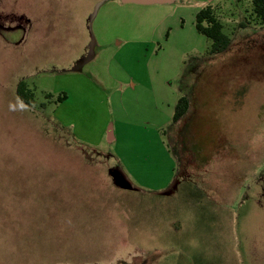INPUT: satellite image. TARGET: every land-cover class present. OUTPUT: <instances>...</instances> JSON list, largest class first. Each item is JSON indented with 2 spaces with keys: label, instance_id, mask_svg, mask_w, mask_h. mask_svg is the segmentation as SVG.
Returning a JSON list of instances; mask_svg holds the SVG:
<instances>
[{
  "label": "rangeland",
  "instance_id": "obj_1",
  "mask_svg": "<svg viewBox=\"0 0 264 264\" xmlns=\"http://www.w3.org/2000/svg\"><path fill=\"white\" fill-rule=\"evenodd\" d=\"M98 1L0 0V264L264 262L253 0ZM209 4L232 37L224 52L196 28ZM184 94L193 121L173 124ZM183 181L202 195L231 184L238 220L191 196L177 211L167 196Z\"/></svg>",
  "mask_w": 264,
  "mask_h": 264
},
{
  "label": "trees",
  "instance_id": "obj_2",
  "mask_svg": "<svg viewBox=\"0 0 264 264\" xmlns=\"http://www.w3.org/2000/svg\"><path fill=\"white\" fill-rule=\"evenodd\" d=\"M254 14L264 23V0H253ZM197 30L211 39V52H224L232 44V37L224 32V25L216 14L213 5L209 4L200 9L196 15ZM18 98L26 103L32 104L35 101V93L30 89L24 80H21L16 89ZM50 96V95H48ZM67 94L59 96L58 100H63ZM191 106L190 96L188 94L182 95L175 107L173 116V124L180 122L187 114Z\"/></svg>",
  "mask_w": 264,
  "mask_h": 264
},
{
  "label": "crops",
  "instance_id": "obj_3",
  "mask_svg": "<svg viewBox=\"0 0 264 264\" xmlns=\"http://www.w3.org/2000/svg\"><path fill=\"white\" fill-rule=\"evenodd\" d=\"M88 2L90 4H93V5L95 4L96 8H98V6L100 4V2L98 0H88ZM91 8H92V6H91ZM92 10H93V8L91 9V11ZM86 57H87V55L86 56H82V58L78 59V61L80 62L83 59H85ZM190 111L191 110L189 109L187 114L182 119V120H186L187 124H190L191 121H193V118H189L190 115H191ZM180 122H178V123H180ZM194 139H196L195 136H193V137H190V135L187 136V140L189 141V144H190V142L194 141ZM195 160L198 161L199 158L196 157ZM206 161H208V159H206ZM200 163H205V160H203V162H200ZM257 180H258V177H257ZM239 185L242 187L244 184H239ZM254 185H255V187L257 189L259 188L258 186H260V184H254ZM177 186H178V190L175 193V195H177V196L176 197L167 196L169 198V200H171V202L174 203V205H176V207H177V204L179 202V199H181L182 201H185L186 198L191 196L192 198H196V199L200 198V199L205 200V202H206V204H208V206H210L212 204V208L216 209V212L218 211V209H221V211L223 213H225V214L227 213L229 215V218H230L231 221L233 219H235V218H237V220H238V216L236 217V215H235V213L238 212V211H236V209L233 210L234 206H233V200H232V197H231V195H232V193H231V184H230V186L228 184V188L226 187V185L223 188H220V189L217 187L218 189H214L213 191H215V192L211 193L210 195H202L201 194L202 190L200 189V187L196 186L195 183H193L191 181H183V182L179 183V185H177ZM164 188H166V187H161L162 190ZM248 188H249V186L246 187V191H247ZM192 198H189V199H192ZM217 199H219V202H220L219 204L220 205L217 204V202H216ZM153 200H154V198L152 197V201ZM163 201H164V198L161 197V202L163 203ZM243 204H245L244 203V199H243V201L240 202V206H239L240 210H241ZM176 210L178 211V207L176 208ZM206 211L210 213V208L207 209ZM242 211H243V209H242ZM172 232L174 234V237L178 235V231L175 229V227L172 228ZM246 264H264V262L258 256L257 260H256V257L249 258L247 260Z\"/></svg>",
  "mask_w": 264,
  "mask_h": 264
},
{
  "label": "water",
  "instance_id": "obj_4",
  "mask_svg": "<svg viewBox=\"0 0 264 264\" xmlns=\"http://www.w3.org/2000/svg\"><path fill=\"white\" fill-rule=\"evenodd\" d=\"M124 3H139V4H154V3H169L172 0H121Z\"/></svg>",
  "mask_w": 264,
  "mask_h": 264
}]
</instances>
